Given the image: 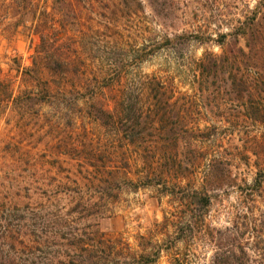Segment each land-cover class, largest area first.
Here are the masks:
<instances>
[{
	"label": "trees",
	"instance_id": "trees-1",
	"mask_svg": "<svg viewBox=\"0 0 264 264\" xmlns=\"http://www.w3.org/2000/svg\"><path fill=\"white\" fill-rule=\"evenodd\" d=\"M82 1L90 7L97 2ZM147 2L160 24H165L170 15L162 8L166 1ZM51 8L52 11H43L44 19L34 26L39 45L32 69L40 65L45 75L41 101L55 113L51 122L59 118L73 124L79 117L77 112L84 113L104 138L93 140L85 129L79 133L81 136L69 132V140L62 137L57 143L59 153L73 163L71 168L63 166L62 161L57 163L60 173L54 186H39L34 194H0V264H155L160 245L141 244L152 251L139 253L120 236H105L95 219L107 215L123 191H136L140 186H189L193 184L194 172L202 166L204 174L199 186H203V191H194L193 199L207 207L208 190L232 184L229 159L220 150H201L198 143L209 138V127L191 124L190 114L168 96L155 78L147 81L145 104L131 86L118 88L116 77L124 70L112 58L115 48L106 44L99 28L86 33L92 39L87 42L83 36L70 35L69 28L64 30V16L77 9L72 0H52ZM63 30L66 33L59 37ZM184 36L165 38L170 43ZM216 44L220 48L218 54L206 50L195 64L197 91L214 90L224 95L219 117L225 123L236 117L232 114L236 112L237 121L250 119L264 124L261 5H256L250 16L228 32L218 34ZM139 51L135 49L136 53ZM142 54H148L147 50ZM91 61L96 64H89ZM25 92L28 98L20 103L37 96L33 88ZM19 97L13 101L19 102ZM252 149L247 151L261 154L264 161V139L255 140ZM245 153L243 159L248 157ZM263 161L256 164L257 185L264 181ZM23 196L28 201H13ZM192 217L170 222L175 239H181L178 232L192 230ZM259 225L264 229V217ZM263 229L251 243L249 238L240 240L229 228L213 229L214 233H207L215 246L209 264H264Z\"/></svg>",
	"mask_w": 264,
	"mask_h": 264
},
{
	"label": "rangeland",
	"instance_id": "rangeland-1",
	"mask_svg": "<svg viewBox=\"0 0 264 264\" xmlns=\"http://www.w3.org/2000/svg\"><path fill=\"white\" fill-rule=\"evenodd\" d=\"M165 1L162 8L170 15L161 25L147 0H97L93 7L72 0L79 10L67 11L64 30L69 28L70 35L83 36L87 42L92 39L86 33L99 28L106 44L115 48L112 58L124 70L116 77L118 88L131 86L142 103L148 102L147 81L155 78L163 84L168 96L190 114L191 124L209 127L211 135L198 145L207 153L220 150L229 159L232 184L208 190L210 202L203 207L193 199L194 191H203L199 186L202 166L194 172L189 186H140L136 191H123L111 204V211L95 221L105 236H120L139 253L152 251L141 244L160 245L155 264H209L215 246L207 233L213 229L229 228L240 240L249 238V243L263 229L259 220L264 217V181L254 183L256 164L263 161V156L249 151L255 140L264 139V124L250 119L237 121L236 112H232L237 116L229 123L223 122L219 106L224 95L214 90L197 91L195 64L206 50L218 54V34L250 16L256 5L260 4L264 12V0ZM51 6L52 0H0V194H34L39 186H54L60 173L57 163L62 161L67 168L73 163L59 153L57 143L62 137L69 140V132L83 134L85 129L93 140L104 138L84 113L77 112L79 117L73 124L59 118L51 122L55 113L41 101L45 75L40 65L32 69L39 45L34 26L44 19L43 11H52ZM174 35L186 36L168 43L165 36L172 39ZM133 48L140 51L134 49L131 57ZM145 50L146 55L142 54ZM32 88L37 96L20 103L28 98L25 91ZM17 95L19 102H14ZM244 152L248 155L245 159ZM13 201L20 204L28 199L23 196ZM184 216H193L192 230L178 232L181 239H175L170 222ZM262 234L264 238V229Z\"/></svg>",
	"mask_w": 264,
	"mask_h": 264
}]
</instances>
